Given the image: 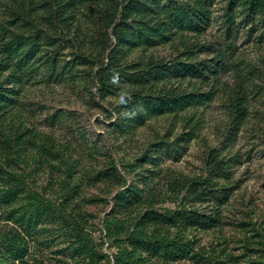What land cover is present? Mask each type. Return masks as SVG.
<instances>
[{"label": "trees", "instance_id": "obj_1", "mask_svg": "<svg viewBox=\"0 0 264 264\" xmlns=\"http://www.w3.org/2000/svg\"><path fill=\"white\" fill-rule=\"evenodd\" d=\"M214 1L0 0V181L6 183L0 186V208H4L5 215L7 212L6 219L19 224L0 231V264L24 261L30 253L26 235L36 230L38 223L54 216L51 205L42 203L35 191L29 192L28 199L39 209L28 210L27 204H20L23 192L13 186L18 175L11 167L20 151L36 148L42 161L58 159L65 166L62 186L68 188L66 200L81 220L85 216L76 198L82 194L85 180L93 185L126 183L114 162L106 168L81 173L78 168L82 161L68 155L71 148L53 135L29 127L22 114V97L38 79L87 88L94 104L102 108L98 97L102 101L119 97L118 103L110 104L119 119L114 132L122 136L134 134L150 120L174 116L186 130L176 136L175 142L161 138L153 146L154 152L167 149L176 155L198 135L196 109L219 93L217 85L222 73L234 70L236 81L229 87L232 94L228 99L231 133L245 125L250 116L249 89L258 83L254 81L255 69L246 72L242 60L235 59L232 37L241 15L246 17V23L257 19L264 22V0H226V36L218 42H203L200 38L213 20ZM162 45L174 47L177 56L167 59L148 54ZM137 51L144 55L133 59ZM200 54L214 57L201 59ZM186 81L194 85L189 91L184 86ZM205 86L211 88L204 90ZM109 116L112 117L110 112ZM225 149L209 151L207 176L182 174L173 178L174 190H186L184 201L175 210L160 211L149 206L141 211L148 201L144 192L160 174L159 168L149 170L151 174L143 178L144 187L132 184L116 195L117 210L112 218L108 216L107 236L113 243L122 244L121 236L127 233L125 245L119 244L115 254L116 264H146L151 258L171 264L199 255L185 231L220 227L223 209L237 189L231 173L233 158ZM89 152L90 159L100 153L95 146ZM48 165L60 170L54 162ZM149 190L155 194L152 188ZM191 202L192 206L207 205L210 211L192 208ZM81 247L91 260L95 254L105 257L95 251L91 239Z\"/></svg>", "mask_w": 264, "mask_h": 264}, {"label": "rangeland", "instance_id": "obj_2", "mask_svg": "<svg viewBox=\"0 0 264 264\" xmlns=\"http://www.w3.org/2000/svg\"><path fill=\"white\" fill-rule=\"evenodd\" d=\"M226 5V0L212 2L213 20L208 32L200 38L203 42H218L226 36ZM245 20L244 15L238 18L232 39L236 44L235 59L242 60L246 72L255 69L254 81L258 83L249 89L251 103L247 122L235 134L231 133L228 99L232 94L229 87L235 85L236 73L234 70L222 73L217 85L219 93L212 101L196 109L200 120L197 137L176 155L167 149L154 152L153 146V142L161 138L175 142L176 136L186 130L184 123L177 122L174 116L150 120L134 134L122 136L114 132L119 119L112 104L118 103L119 97H109L107 101L98 97V103L104 106L102 108L94 104L87 88H74L65 81L48 83L38 79L27 88L22 97V114L29 127L51 134L71 148L68 155L81 159L78 168L81 173L106 168L114 162L126 183L121 186L108 182L93 185L86 184L85 180L83 192L76 198L81 203L80 212L85 216L81 220L66 200L68 188L65 190L62 186L65 166L60 165L58 159L42 161L36 148L20 151L11 166L18 175L13 186L23 192L19 197L20 204H27L28 210L39 209L35 207L37 203L28 199L29 192L35 191L40 194L42 203L51 205L54 216L42 223L37 222L38 228L30 235L25 234L30 253L24 261L19 260L16 264H95L93 261L96 264H116L115 254L120 245H125L127 236V233L122 234V244L113 243L107 236L108 216L112 218V213L117 210L116 195L132 184L144 187L143 178L151 174L149 170L159 168L160 174L147 186L155 194L151 195L146 189L144 193L148 201L145 199L141 211L149 206L160 211L175 210L184 201L186 190H178L180 193L174 190L173 178L182 174L207 176L206 159L212 148H226L228 157L233 158L231 173L237 189L223 209L220 227L185 231L186 236L195 242L199 255L171 264H264V22L257 19L255 23H246ZM151 53L167 59L177 56L171 45L158 46L148 51ZM142 55L139 51L134 52L133 59ZM213 57L200 54L201 59ZM184 86L189 91L194 85L186 81ZM209 88L205 86L204 90ZM91 146L98 148L100 153L90 159ZM149 154H152V160ZM49 162L60 165V170H53ZM4 183L5 180L0 181V186H6ZM206 206L200 203L192 206L191 202L192 208L210 211ZM119 216L128 218L127 215ZM6 218L7 212L5 215L1 207L0 231L19 227L14 220ZM127 226L132 229L129 224ZM89 239L97 253L105 254L104 258L95 254V259L91 260L82 249V244ZM146 264L161 263L151 258Z\"/></svg>", "mask_w": 264, "mask_h": 264}]
</instances>
